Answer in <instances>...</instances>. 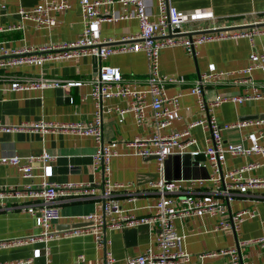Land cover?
I'll list each match as a JSON object with an SVG mask.
<instances>
[{"label":"crops","instance_id":"obj_1","mask_svg":"<svg viewBox=\"0 0 264 264\" xmlns=\"http://www.w3.org/2000/svg\"><path fill=\"white\" fill-rule=\"evenodd\" d=\"M45 0H0L7 9L0 7V45L9 49L25 46L44 47L51 44L74 42L84 28L81 0H65L71 4L67 11L52 12L57 24L51 28L39 27L33 20H23L18 13L21 8L32 9ZM52 1V0H51ZM61 1V0H53ZM95 1V0H91ZM171 5L186 13L188 24L197 28L233 27L264 23V0H168ZM106 10L122 12L119 3L108 5ZM157 14L158 3L152 5ZM155 19V17H153ZM258 26L239 29L251 31ZM264 29V26L259 27ZM140 30L136 18L103 21L96 30L100 40L121 41L128 35ZM233 33L235 30H229ZM264 47V32L253 39L247 36L229 35L198 44L194 54H189L183 45L166 47L161 50V72L172 77H184L187 83H173L168 86L169 95L181 93L179 115L170 126L158 131L153 111L146 110L142 124L137 122L135 114L127 111L123 117L120 108L131 104V98L113 97L103 103V134L106 142L115 141L116 155L111 161V178L122 186L114 189V197L124 211L136 215H149L160 198L159 190L153 187L163 175L156 158L136 154L137 147L131 142L136 138H150L157 134L169 135L184 132L189 125L202 118L197 98L191 93V83L208 71L214 64L219 71L235 72L231 77H223L218 84L204 87L209 101L217 96L232 97L251 91L247 85H238L230 80L238 75L237 71L250 63L252 49ZM104 63L119 67L126 79L135 80L138 88L147 85L144 79L149 74V62L144 51L126 52L110 55ZM14 75L23 81L39 77L81 81L79 86L64 87V95L57 93L58 87L12 89V82L0 78V157L20 155L22 157L39 155L45 149L57 156L50 161L45 170L39 163L34 164L32 177L24 176L16 165L0 164V187L13 193L0 200V264L33 260L34 264H105L107 250L116 257V264H129V256H139L149 246L158 250L156 244L159 229L155 225L141 224L136 233H126L128 229L108 228L106 245L99 246L93 233H75L67 229L68 225L85 222L90 213L103 211L102 188L89 197H60L54 205L62 213L59 221L51 227L48 237L40 236L41 228L36 216L28 211L43 205L40 197L30 195L32 190L44 179L55 182H97L103 181L102 170H95L92 164L93 154L98 143L92 135H80L66 131L60 126L47 130L35 128L38 121L65 125L88 122L93 119L96 103L91 96V81L96 76L93 56L62 57L27 63L0 69L1 75ZM252 76L264 81V71L254 70ZM70 96L68 102L64 97ZM111 108L110 111L107 109ZM212 113L220 124L242 123L241 126L223 131L227 143L249 146L253 140L264 142V119H247L251 115L264 114V98L245 102L227 101L216 104ZM247 119V120H246ZM5 127H12L6 131ZM210 130L197 125L190 129V138L197 144L180 149L168 146L171 154L191 153L208 145ZM187 137L182 138L185 142ZM250 162H263L259 155H227L223 171L227 172ZM165 172V171H164ZM45 174V177L44 175ZM245 176L264 179V164L246 171ZM183 180V179H181ZM181 193L171 196L176 200L180 195L194 194L205 198L217 199L224 203V213L216 215H192L174 220L177 232L184 236L183 246L191 257L185 264H232L229 254L222 250L237 248L245 262L264 264V246L258 242L264 238V182L252 185L247 191L233 190L232 199L214 189L211 180L203 182L197 179L183 181ZM133 198V201L130 199ZM244 209L256 212L246 217L240 227L216 229L221 220H229L232 214ZM130 229V228H129ZM37 240L32 241V238ZM47 240V241H45Z\"/></svg>","mask_w":264,"mask_h":264},{"label":"built area","instance_id":"obj_2","mask_svg":"<svg viewBox=\"0 0 264 264\" xmlns=\"http://www.w3.org/2000/svg\"><path fill=\"white\" fill-rule=\"evenodd\" d=\"M154 1L158 3V13L154 14L152 5ZM119 3L123 7L122 12L106 10L108 5ZM0 7L7 9L5 3H0ZM71 4L65 0L51 1L45 0L32 9L21 8L19 14L24 20H33L39 27L51 28L57 24V19L52 12L67 11ZM81 9L83 15L84 28L80 37L74 42L51 44L44 47L25 46L22 48L9 49L0 45V69L19 66L47 59H57L62 57H80L96 56L101 60L99 70L92 79L91 96L96 103V110L92 120L88 122H77L65 125H58L53 122L38 121L34 124L35 128L44 130L60 126L66 131H74L80 135H92L95 137L98 146L93 154V167L95 170H102L104 173L103 181L97 182H55L44 178L32 190L28 186L30 195L43 199V205L35 208H28V211L36 216L37 225L41 228L40 236L48 237L51 235L50 229L55 222L59 221L62 213L54 202L60 197H89L96 194L98 187L102 188L103 211L101 213H90L85 217V221L92 222L87 226L72 228L75 233H93L96 237V243L99 246L106 245V230L108 228L129 229L141 224L155 225L159 229L156 244L158 250L149 246L142 255L129 256V264H185L190 260L184 246V236L179 234L174 226V220L177 218L188 217L192 215L203 216L204 214L216 215L224 213V203L217 199L205 198L194 194L180 195L176 200L171 196L175 193H181L184 180H168L165 178V161L171 154L168 146H175L183 149L190 145L197 144L195 138H190V129L197 125L209 129L207 147L200 148L191 152L192 155L205 153L207 160L201 162L206 165L210 171V179L217 192H221L232 199L233 190L241 192L247 191L252 185L263 183L264 179L245 176V172L258 168L264 164V142L258 139L252 141L249 146L244 143H227L223 137V131L241 126L242 123L220 124L215 114L212 113L213 107L221 102L229 100L234 102H245L254 99L264 98V81L256 80L252 73L254 70L264 71V47L257 50L252 49L250 54V63L243 69L237 71L238 75L231 78L233 83L238 85H247L251 91L232 97L217 96L216 100L209 101L205 96L204 87L206 85L222 81L223 77H231L235 72H224L217 70L214 64H210L208 71L202 73L198 79L192 82L191 93L196 96L202 118L189 125V129L184 132H175L169 135L160 133L150 138H136L131 142L137 147L136 154L145 158L155 156L162 171V177L153 183V187L159 190L160 198L153 206V212L149 215L139 216L131 211H124L114 197V189L122 186L121 183L113 182L111 178V161L117 154L115 141L106 142L103 134V103L113 97L131 98V104L126 108H120V114L127 111L135 114L137 122L142 124L146 117V110L151 108L153 111L155 125L160 132L162 129L170 126L175 120L181 119L179 115L181 93L169 95L168 86L173 83L185 84L187 80L184 77H172L161 72V50L166 47L183 45L189 54H194L198 44L214 39L224 38L229 35L253 37L264 32V29L256 27L251 31L235 30L220 31L222 27L213 25L212 27L197 28L188 24L186 13L180 11L176 6L171 5L168 0H81ZM155 17V19H153ZM136 18L140 23V30L135 35H128L119 42L113 40H100L96 37V30L103 21L117 19ZM188 33H192L188 36ZM144 51L149 62V74L144 83L145 88H138L135 80L126 79L119 67L104 63L112 54ZM0 78L8 79L12 82V89H31L47 87H72L82 84L81 81H65L61 79H49L39 77L29 81H23L14 75H1ZM111 108L107 109L110 111ZM12 127H5L10 131ZM187 137L185 142L182 138ZM264 137V132L261 133ZM227 155H259L263 162H250L239 168L223 171V165L226 163ZM57 156L47 150H43L39 155L22 157L20 155H10L0 157L1 165H16L23 172L24 176L32 177V170L35 163L45 170L47 164L53 161ZM45 177V174H43ZM203 182L204 179H199ZM13 195L10 191H5L0 187V200ZM134 199L131 198L130 201ZM255 211L244 209L231 215L229 220H221L215 227L218 229H233L240 227L246 217H253ZM71 229V228H70ZM37 237L32 238V241ZM47 241V240H45ZM258 242L264 246V238ZM1 246V244H0ZM221 253L229 254L232 258V264H253L243 261L240 251L237 248L222 250ZM117 260L112 251L107 250L105 264H116ZM1 264H34L33 260L17 261Z\"/></svg>","mask_w":264,"mask_h":264},{"label":"water","instance_id":"obj_3","mask_svg":"<svg viewBox=\"0 0 264 264\" xmlns=\"http://www.w3.org/2000/svg\"><path fill=\"white\" fill-rule=\"evenodd\" d=\"M261 27L264 26V23L260 24H249V25H240V26H233V27H226L219 29L220 31H229V30H239V29H247L252 27ZM188 36H191L192 33H188ZM94 59V71L97 74L99 70V66L101 64V60L93 56ZM57 93L60 97L65 96L64 95V88L58 87ZM65 100L68 102L71 100L70 96L64 97ZM247 119H264L263 115H251V117H246ZM246 119V120H247ZM153 158H156L155 156H152ZM207 160V157L205 153H199L192 155L191 153L183 152V153H174L172 155H169L168 158L165 161V167H164V173L165 178L168 180H189V179H210V171L209 168L201 164V162H204ZM92 224V222L85 221L81 223H77L74 225H68L67 229L75 228L79 226H87ZM136 228H130L126 230V233H136Z\"/></svg>","mask_w":264,"mask_h":264}]
</instances>
